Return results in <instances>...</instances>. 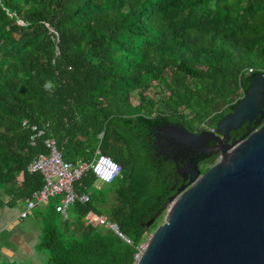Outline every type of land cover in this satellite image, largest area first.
<instances>
[{
	"label": "trees",
	"instance_id": "16d2710c",
	"mask_svg": "<svg viewBox=\"0 0 264 264\" xmlns=\"http://www.w3.org/2000/svg\"><path fill=\"white\" fill-rule=\"evenodd\" d=\"M260 73L264 0H0V227L44 184L27 166L46 152L42 138L30 144L31 127L45 128L65 161L90 162L99 150L121 167L107 185L85 173L74 189L89 201L68 218L58 197L31 212L45 264H135L172 193V164L151 149L152 129L215 128ZM87 211L130 243L85 226Z\"/></svg>",
	"mask_w": 264,
	"mask_h": 264
},
{
	"label": "water",
	"instance_id": "95a60500",
	"mask_svg": "<svg viewBox=\"0 0 264 264\" xmlns=\"http://www.w3.org/2000/svg\"><path fill=\"white\" fill-rule=\"evenodd\" d=\"M263 121L260 73L216 125L219 136L213 140L224 145L220 159L203 175L198 167L188 171V182L147 223L148 229L166 210L164 223L135 264H264ZM245 123V134L229 142L230 133ZM164 130L189 151L205 144L204 132L193 134L176 124H166Z\"/></svg>",
	"mask_w": 264,
	"mask_h": 264
},
{
	"label": "built area",
	"instance_id": "2783aa9c",
	"mask_svg": "<svg viewBox=\"0 0 264 264\" xmlns=\"http://www.w3.org/2000/svg\"><path fill=\"white\" fill-rule=\"evenodd\" d=\"M251 71L250 69L249 72ZM22 126H27V121H23ZM213 128L209 127V130L213 131ZM45 134V128L31 127L30 144L33 145L35 140L42 138L46 152L39 154L36 159L31 161L27 166V171L41 174L44 184L40 190L33 193L30 199L25 200L23 209L17 215V220L20 222L27 219L36 207L44 205L50 199L56 197L59 198V202L55 206V210L64 218H68V212L76 202L80 204L88 203L89 191L79 194L74 189V184L88 171H92L97 182L101 185L110 184L121 178V167L108 156L101 154L99 150L96 151L90 162L80 161L77 164H72L65 161L54 138L51 136L45 137ZM81 221L85 226L98 225L106 227L123 241L130 243L117 225L110 222L106 217L87 211L82 216ZM145 246V242L140 245V251L135 255L136 261Z\"/></svg>",
	"mask_w": 264,
	"mask_h": 264
},
{
	"label": "flooded vegetation",
	"instance_id": "af4514ba",
	"mask_svg": "<svg viewBox=\"0 0 264 264\" xmlns=\"http://www.w3.org/2000/svg\"><path fill=\"white\" fill-rule=\"evenodd\" d=\"M166 124L173 125L175 123H161L157 125L151 131L150 142L151 149L155 152L156 156L163 159L165 163L169 162L172 164V171L169 175V179L173 183L171 187L172 193L168 197L170 198L171 196L176 195L177 189L181 185L188 182L187 173L189 170L198 167L201 175H203L206 172V170L203 171L205 166H211L216 163L220 159V148L224 145L213 140L219 136L216 132V127L213 128V131H210L209 127L203 128L199 131L186 129L193 134L204 132L205 137V144L202 147L194 146L189 151L187 148L184 149L181 146H177L176 142L170 138L171 134L164 130V125ZM247 126H249V124L245 123L237 130L232 131L230 133L231 140L229 142L240 139L245 134ZM250 126L253 127V124ZM175 159L177 160L175 161Z\"/></svg>",
	"mask_w": 264,
	"mask_h": 264
},
{
	"label": "rangeland",
	"instance_id": "374dc122",
	"mask_svg": "<svg viewBox=\"0 0 264 264\" xmlns=\"http://www.w3.org/2000/svg\"><path fill=\"white\" fill-rule=\"evenodd\" d=\"M149 91H150L149 95H152L153 92H154V89H150ZM131 102H132L133 106H141L144 101L139 95L134 94L132 96V98H131ZM156 110H157V112H162V113L166 112V110L164 109L162 104H158ZM205 126L212 128V126H210L206 121H204L203 123H200V124L198 122H195V121L193 122V127H195V128H193L194 130L203 129ZM211 166L210 165L205 166L203 168V171H205V170L207 171ZM99 184L100 183H98V185ZM165 214H166V210H164L156 218L154 223L150 226V230L148 231V233L146 235V240H145L146 244L148 243L149 239L154 234V232L157 230V228L160 227L164 223ZM23 225L26 228H29V225L32 226L34 224H33V222L30 219H26L24 221ZM19 233L20 232H18V234ZM36 233L37 232L35 231V234ZM31 234H29V236ZM11 236H12V234H11V229L10 228L0 227V264L1 263L4 264L3 257H6V259L8 260V262L10 264H45L46 263V261H47V253L45 251L37 250L36 244L38 242V239L36 238V236L33 237V235H31L30 237L29 236L28 237H23L22 234H21V235H18L19 238L16 239L17 243L20 242V241L28 243V245L25 244V245H27V247H25V248L29 249L27 251V253L29 252L28 254L19 253L20 248H18L16 246V244L12 242ZM10 252H12V254H10Z\"/></svg>",
	"mask_w": 264,
	"mask_h": 264
},
{
	"label": "crops",
	"instance_id": "0c3cea01",
	"mask_svg": "<svg viewBox=\"0 0 264 264\" xmlns=\"http://www.w3.org/2000/svg\"><path fill=\"white\" fill-rule=\"evenodd\" d=\"M18 213L19 212H17V213H15V215H14V217L11 219V220H9L7 223H6V225H5V227L6 228H10L11 229V234H12V236H11V240H12V242L13 243H15L16 244V246L18 247V248H20V251H19V253H26V254H28L27 253V251L29 250V249H26L25 247H27V245H28V243L27 242H22V241H20V242H16L17 240V238H19L18 237V235H21L22 234V236L23 237H28L29 236V234H31V235H33V237H35L36 236V234H35V231H36V229H35V227H34V225H29V228H26L23 224H24V221L26 220H24V221H18L17 220V215H18ZM27 219H30L31 221H32V218L30 217H28ZM33 222V221H32ZM34 224V223H33ZM34 227V228H33ZM18 232H20L19 234H18ZM30 235V236H31ZM29 236V237H30ZM25 244H27V245H25ZM25 250H24V249ZM23 250V251H22ZM10 254H12V252H10Z\"/></svg>",
	"mask_w": 264,
	"mask_h": 264
},
{
	"label": "bare ground",
	"instance_id": "6f19581e",
	"mask_svg": "<svg viewBox=\"0 0 264 264\" xmlns=\"http://www.w3.org/2000/svg\"><path fill=\"white\" fill-rule=\"evenodd\" d=\"M139 259V258H138Z\"/></svg>",
	"mask_w": 264,
	"mask_h": 264
}]
</instances>
